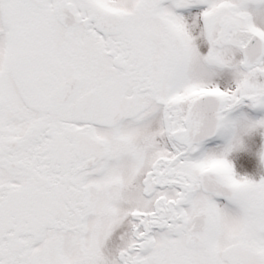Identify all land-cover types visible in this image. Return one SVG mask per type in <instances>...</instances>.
<instances>
[{
    "label": "snow or ice",
    "instance_id": "1",
    "mask_svg": "<svg viewBox=\"0 0 264 264\" xmlns=\"http://www.w3.org/2000/svg\"><path fill=\"white\" fill-rule=\"evenodd\" d=\"M0 264H264V0H0Z\"/></svg>",
    "mask_w": 264,
    "mask_h": 264
}]
</instances>
